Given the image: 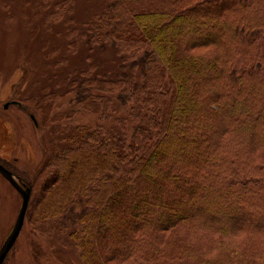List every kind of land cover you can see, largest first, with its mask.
<instances>
[{
	"label": "trees",
	"instance_id": "16d2710c",
	"mask_svg": "<svg viewBox=\"0 0 264 264\" xmlns=\"http://www.w3.org/2000/svg\"><path fill=\"white\" fill-rule=\"evenodd\" d=\"M87 35L120 56L70 82L105 122L51 154L32 217L85 264H264V0H108Z\"/></svg>",
	"mask_w": 264,
	"mask_h": 264
},
{
	"label": "rangeland",
	"instance_id": "374dc122",
	"mask_svg": "<svg viewBox=\"0 0 264 264\" xmlns=\"http://www.w3.org/2000/svg\"><path fill=\"white\" fill-rule=\"evenodd\" d=\"M61 3L63 17L55 20L51 15ZM107 6L108 0H0V159L33 194L51 154L64 148L72 132L105 122L100 103L75 108L76 84L70 82L82 71L102 75L118 65L116 52L88 43L87 33ZM115 110L128 113L117 103ZM105 124L112 129L115 123ZM21 204V194L0 173V248ZM28 209L3 264H85L71 228L37 221Z\"/></svg>",
	"mask_w": 264,
	"mask_h": 264
},
{
	"label": "water",
	"instance_id": "95a60500",
	"mask_svg": "<svg viewBox=\"0 0 264 264\" xmlns=\"http://www.w3.org/2000/svg\"><path fill=\"white\" fill-rule=\"evenodd\" d=\"M33 118H35V116H33ZM0 173L10 181V183L18 190V192L22 196V204L16 222L11 232L9 233V235L7 236L6 240L4 241V243L0 248V264H3L9 252L12 250L13 246L15 245L16 240L18 239V236L25 223V218L31 198L32 188L29 185L23 186L20 179L14 174V172H12L8 167H6L1 161H0Z\"/></svg>",
	"mask_w": 264,
	"mask_h": 264
}]
</instances>
